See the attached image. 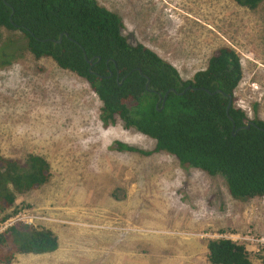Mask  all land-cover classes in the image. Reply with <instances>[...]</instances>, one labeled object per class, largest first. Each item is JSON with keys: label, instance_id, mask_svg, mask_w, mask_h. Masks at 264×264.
<instances>
[{"label": "rangeland", "instance_id": "obj_1", "mask_svg": "<svg viewBox=\"0 0 264 264\" xmlns=\"http://www.w3.org/2000/svg\"><path fill=\"white\" fill-rule=\"evenodd\" d=\"M97 1L121 17L131 42L149 39L191 74L217 47L231 46L243 68L235 104L264 120V0L255 10L234 0ZM12 33L0 29V38ZM101 105L84 79L50 57L24 51L0 67L1 152L41 155L51 172L17 194L0 232L22 220L52 229L59 243L12 264H211L206 244L216 238L245 244L251 264H261L263 196L236 199L221 175L153 151V139L121 120L104 127ZM115 141L153 152L119 151Z\"/></svg>", "mask_w": 264, "mask_h": 264}, {"label": "trees", "instance_id": "obj_2", "mask_svg": "<svg viewBox=\"0 0 264 264\" xmlns=\"http://www.w3.org/2000/svg\"><path fill=\"white\" fill-rule=\"evenodd\" d=\"M234 1L249 10L263 2ZM123 28L121 17L97 0H0V29L19 32L0 38V67L24 51L34 59L50 57L88 83L102 103L104 127L121 120L124 128L153 139V151L169 153L182 166L221 175L232 197H264V120L254 117L248 128H241L248 117L235 104L243 74L239 54L231 46H219L206 67L185 80L155 51L131 42ZM166 91L163 107L156 106ZM113 147L153 152L120 141ZM50 176L43 156L8 157L0 148V222L16 211L17 194L47 183ZM58 246L52 229L17 220L0 232V264H12L21 254L51 253ZM205 258L211 264H251L245 244L230 238L209 239ZM258 258L264 264V252Z\"/></svg>", "mask_w": 264, "mask_h": 264}, {"label": "crops", "instance_id": "obj_3", "mask_svg": "<svg viewBox=\"0 0 264 264\" xmlns=\"http://www.w3.org/2000/svg\"><path fill=\"white\" fill-rule=\"evenodd\" d=\"M165 40V39H164ZM142 44H144L145 46H147V47H149L150 49H152L153 51H155L159 56H161L162 58H164L165 60H167V61H169L170 63H172L176 68H177V70L179 71V74H180V76L183 78V79H190V78H192V76H193V74L197 71H195V72H192V74H191V72H190V70L188 69V68H186V67H183V66H177L176 65V63L175 62H172V61H170L169 59H167L165 56H164V49H162V48H160L159 46H157V47H155L153 44H152V42L149 40V39H147L146 38V40L145 41H142L141 42ZM163 43V45H164V42H162ZM189 74H191V77L190 78H188L187 77V75H189ZM56 251V250H55ZM55 251H53V252H55ZM53 252H51V253H53Z\"/></svg>", "mask_w": 264, "mask_h": 264}, {"label": "water", "instance_id": "obj_4", "mask_svg": "<svg viewBox=\"0 0 264 264\" xmlns=\"http://www.w3.org/2000/svg\"><path fill=\"white\" fill-rule=\"evenodd\" d=\"M60 38H61V35H59V38H58L57 42L60 41ZM93 60H94V57L88 59V62H92ZM99 60H100V58L98 57V58H97V61H99ZM123 79H124V78H122L121 81L119 82L120 84L122 83ZM148 83H149V79H147V81H146V85H145L146 88H148ZM170 91H173V92H174V89H170ZM168 92H169V91H166V92L164 93V95H161V94L158 95V100H157L156 106H157L159 103H161V108L163 107V103H164V100L166 99V96H167ZM230 106H231V101L229 100V101H228V104H227V107H226V111H227V112H228ZM245 123H246V125H245L244 127H241V128H248L249 125L252 123V121H251L250 119L246 118V119H245ZM233 128H234V126H233ZM236 130H237V129H236Z\"/></svg>", "mask_w": 264, "mask_h": 264}, {"label": "built area", "instance_id": "obj_5", "mask_svg": "<svg viewBox=\"0 0 264 264\" xmlns=\"http://www.w3.org/2000/svg\"><path fill=\"white\" fill-rule=\"evenodd\" d=\"M242 110H244V108L243 107H240ZM12 224V223H11ZM11 224H9V225H11Z\"/></svg>", "mask_w": 264, "mask_h": 264}]
</instances>
